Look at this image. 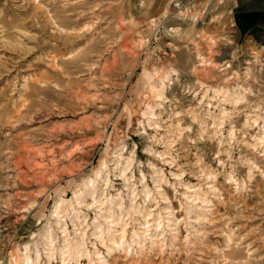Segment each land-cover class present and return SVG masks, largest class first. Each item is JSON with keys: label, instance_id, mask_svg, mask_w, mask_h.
<instances>
[{"label": "rangeland", "instance_id": "1", "mask_svg": "<svg viewBox=\"0 0 264 264\" xmlns=\"http://www.w3.org/2000/svg\"><path fill=\"white\" fill-rule=\"evenodd\" d=\"M236 13L228 0H0V264L33 251L55 202L90 179L100 200L126 206L134 190L149 209L117 213L128 234L165 219L131 255L97 245L105 264H264V31ZM77 208L90 225L97 208Z\"/></svg>", "mask_w": 264, "mask_h": 264}, {"label": "bare ground", "instance_id": "2", "mask_svg": "<svg viewBox=\"0 0 264 264\" xmlns=\"http://www.w3.org/2000/svg\"><path fill=\"white\" fill-rule=\"evenodd\" d=\"M180 9L178 8V11ZM163 89L164 85L162 83H160L159 88H154L158 95H162ZM104 169L105 162L101 160L94 177L97 179L101 177ZM154 173H158L159 177H156L158 180L153 182L159 185L163 173L160 170H155ZM121 176L125 181L127 180L124 170H121ZM106 180L105 178V183ZM95 183L94 180L90 179L80 192L73 194L70 201L59 199L55 202L51 214V225L44 229L41 242L33 246V251L30 250V246L25 245L24 252H19V256L16 255L13 264H41L42 257L45 259V264H82L81 261H86V264H105L107 260L98 251L97 245L104 248L107 257H111L113 253L120 251L131 255L132 245L139 246L144 242H148L150 246L157 244L156 238L160 235L158 228L161 227L164 218L159 217L161 221L156 225H149L147 221L144 223L146 227L143 224H138V226H143L142 229L133 226L128 234V223L124 222L123 217L120 218L122 214L119 217L118 212L125 209L128 215H134V221H138V216L145 219L146 216L151 215V212L147 207H141L136 203L137 195L134 190H129L127 193L126 206L123 198L119 195L114 199L112 196L107 197L106 195L104 196L105 201L100 200L103 193ZM158 188L159 186H154L157 196L161 200L167 201L165 194ZM143 193L148 200L152 192L144 185ZM87 197L91 199V204H84ZM76 206L97 208L94 220L90 225L85 224V215ZM143 209L146 214L143 213ZM66 220H69L73 227L72 234L67 229ZM167 221L170 222L168 218ZM89 228L90 230H87ZM172 237L175 236L172 235Z\"/></svg>", "mask_w": 264, "mask_h": 264}, {"label": "crops", "instance_id": "3", "mask_svg": "<svg viewBox=\"0 0 264 264\" xmlns=\"http://www.w3.org/2000/svg\"><path fill=\"white\" fill-rule=\"evenodd\" d=\"M237 12V22L246 25L248 30L264 31V0H228Z\"/></svg>", "mask_w": 264, "mask_h": 264}, {"label": "built area", "instance_id": "4", "mask_svg": "<svg viewBox=\"0 0 264 264\" xmlns=\"http://www.w3.org/2000/svg\"><path fill=\"white\" fill-rule=\"evenodd\" d=\"M2 218L3 217L0 215V229H1V226H2L1 221H3ZM0 232H1V230H0Z\"/></svg>", "mask_w": 264, "mask_h": 264}]
</instances>
